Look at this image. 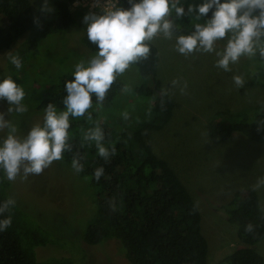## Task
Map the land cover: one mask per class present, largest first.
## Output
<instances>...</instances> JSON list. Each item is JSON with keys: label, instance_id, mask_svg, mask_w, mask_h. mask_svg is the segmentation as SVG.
Listing matches in <instances>:
<instances>
[{"label": "rangeland", "instance_id": "rangeland-1", "mask_svg": "<svg viewBox=\"0 0 264 264\" xmlns=\"http://www.w3.org/2000/svg\"><path fill=\"white\" fill-rule=\"evenodd\" d=\"M54 1L48 0L45 11L55 18ZM31 3L36 11L43 0ZM71 10L77 23L62 32L40 36L20 69L8 66L6 52H12L23 37L11 48L0 51V71L17 76L25 89L28 112L13 114L21 134L31 124L42 122L43 111H37V106L48 89L61 77L72 75L77 61L95 53L82 40L86 26L82 28L79 23L85 13L73 7ZM150 42L158 48L157 77L161 88L168 89L175 107L169 122L150 132L149 143L178 174L199 207L202 233L208 241V264H217L225 255L246 245L238 237L237 224L227 218L225 209L230 200L236 193L252 189L264 208V187L253 188L257 178L264 176V144L238 133L226 141L215 142L209 137L207 126L221 110L251 115L264 110V59L242 58L231 72H224L214 66L215 57L211 54L181 55L173 42L161 35ZM218 46L222 47L223 41ZM233 73L243 75V87L233 84ZM118 77L124 88L111 102L94 104L89 109L90 120L86 116L72 119L69 137L83 138L88 128L106 123L116 140L150 116L157 91L143 93L140 88L151 79L141 76L135 64ZM174 79L178 81L176 87L171 86ZM125 111L127 119L122 117ZM93 192L88 178L80 177L64 161L54 162L39 175L11 181V195L57 240L36 247L39 259L67 256L79 264H130L117 239L94 245L83 239L87 220L97 208ZM91 209L92 214L85 218ZM256 247L264 258V239Z\"/></svg>", "mask_w": 264, "mask_h": 264}, {"label": "trees", "instance_id": "trees-1", "mask_svg": "<svg viewBox=\"0 0 264 264\" xmlns=\"http://www.w3.org/2000/svg\"><path fill=\"white\" fill-rule=\"evenodd\" d=\"M73 1L55 0L57 16L54 18L41 10V5L35 11L31 0H0V51L11 48L23 37L12 52H18L21 62H26L40 36L62 32L77 23L70 9ZM121 3L126 4V0ZM34 18L38 22H34ZM183 23L182 27L191 29V21L185 18ZM79 25L85 28L83 23ZM82 40L90 49L96 50L86 32ZM149 45L148 58L135 65L141 76L151 79L140 91H157L150 116L116 140L113 129L101 123L105 143L116 149L107 163L96 154L94 142L79 136L69 137L72 150L64 154L62 161L70 163L74 155L83 156L84 169L78 175L88 178L97 203L93 216L89 218L91 209L85 217L89 219L83 239L91 245L109 238L117 239L130 264H208V241L202 233L200 209L178 174L149 143L150 132L163 128L175 107L171 95L161 98V81L157 77L158 48L150 41ZM8 66L14 69L10 63ZM66 79H71V75L61 77L48 89L37 111L41 113L49 101L56 103L58 108L63 107L61 100L65 95ZM123 88L124 82L117 77L103 103L111 102ZM261 120H264L261 109L253 115L245 111L221 110L208 124L207 132L215 142L226 141L233 133H238L264 144V130L257 128V121ZM101 165L105 175L96 180L92 173ZM10 188L11 181L0 174V200L12 196ZM225 211L228 220L237 224L238 237L246 245L225 255L217 264H264L256 247L264 239V208L258 193L252 189L236 193ZM11 215V226L0 232V264H79L67 256L39 259L36 247L57 240L47 229L41 228L40 222L37 223L17 200ZM249 223L253 225L251 232L245 230Z\"/></svg>", "mask_w": 264, "mask_h": 264}, {"label": "clouds", "instance_id": "clouds-1", "mask_svg": "<svg viewBox=\"0 0 264 264\" xmlns=\"http://www.w3.org/2000/svg\"><path fill=\"white\" fill-rule=\"evenodd\" d=\"M48 0H43L45 10ZM96 11L82 17L87 39L95 45V53L74 64L71 79L64 81L65 95L62 108L49 101L44 105L42 122L31 124L21 134L13 114L28 112L25 89L19 78L0 71V174L8 181L39 175L54 162L62 161L72 150L69 128L72 119L86 116L89 109L100 106L116 78L132 64L148 58L154 37L161 35L173 42L176 52L184 56L195 53L211 54L214 66L231 72L242 58L257 55L264 59V0H92ZM185 18L191 29L182 25ZM34 22H38L34 18ZM223 41V46L218 43ZM8 63L21 68L18 52H6ZM233 84L243 87V75L233 73ZM171 86H178L177 80ZM186 85L180 87L183 92ZM161 98L168 94L161 89ZM124 119L128 113H122ZM258 130H264V120L257 121ZM84 140L94 142L96 154L105 163L116 149L105 143V133L99 123L84 132ZM83 156L76 154L70 161L71 169L79 174L84 169ZM93 178L105 175L103 165L93 170ZM264 187V176L258 177L254 189ZM16 200L9 196L0 200V232L12 224L11 209ZM251 232L252 224L245 225Z\"/></svg>", "mask_w": 264, "mask_h": 264}, {"label": "built area", "instance_id": "built-area-1", "mask_svg": "<svg viewBox=\"0 0 264 264\" xmlns=\"http://www.w3.org/2000/svg\"><path fill=\"white\" fill-rule=\"evenodd\" d=\"M118 3V0H116ZM71 7L75 9H80L84 13H87L89 11H96L97 9L92 7V0H75L70 4V9Z\"/></svg>", "mask_w": 264, "mask_h": 264}]
</instances>
